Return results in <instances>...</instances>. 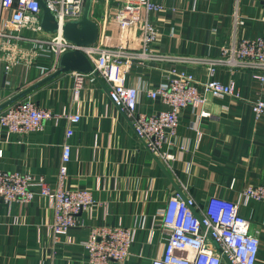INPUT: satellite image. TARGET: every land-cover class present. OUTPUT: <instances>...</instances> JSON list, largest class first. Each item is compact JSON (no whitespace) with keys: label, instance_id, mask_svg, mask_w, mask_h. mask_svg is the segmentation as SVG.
<instances>
[{"label":"crops","instance_id":"crops-1","mask_svg":"<svg viewBox=\"0 0 264 264\" xmlns=\"http://www.w3.org/2000/svg\"><path fill=\"white\" fill-rule=\"evenodd\" d=\"M117 0H93L91 17L100 21L97 41L109 36L117 42L114 20ZM161 8L148 18L156 28L151 49L169 55H216L233 38H264V5L261 0H152ZM106 19V20H105ZM28 32V31H24ZM124 42L138 49L139 33L133 27ZM49 58L36 64H47ZM185 70L198 81L233 82L243 99L212 96L199 109L178 110V124L165 150L169 162L157 160L137 136L127 116L112 103L107 84L96 74L82 77L74 94L75 72H63L26 97L53 112L40 130L19 134L0 128V170L43 176L56 186L64 140L70 161L64 185L91 192L94 204L79 213L67 232L54 233L52 201L35 194L27 204L0 200V264H87L84 242L95 226H123L133 230L129 254L109 264H151L160 254L166 234L159 225L161 211L177 191L203 205L210 196L240 203L239 210L257 230L259 250L254 264H264V201L244 199L248 186L264 184V113L252 112L250 102L264 100V81L246 69L217 67L209 72L202 64L168 61L134 62L112 70L114 82L140 89L138 109L152 114L166 109L146 91L165 83L170 70ZM43 77L39 67L19 65L6 71L0 61V103ZM80 115L65 139L68 114Z\"/></svg>","mask_w":264,"mask_h":264},{"label":"built area","instance_id":"built-area-1","mask_svg":"<svg viewBox=\"0 0 264 264\" xmlns=\"http://www.w3.org/2000/svg\"><path fill=\"white\" fill-rule=\"evenodd\" d=\"M264 5V0H261ZM57 22L54 32L41 28L42 8L38 0H0V61L6 71L24 65L39 67L40 74L56 70L60 56L78 49L86 54L93 65L90 74L98 75L108 87L110 100L128 118L137 136L148 150L161 161L169 162L174 155L165 150L178 124V110L184 107L199 109V116L212 115L201 108L212 96L229 95L243 99L233 82L218 79L198 81L185 70H170L171 77L165 83L146 91L147 96L159 98L167 107L157 113L147 114L138 109L140 89L113 81L112 70L127 69L132 63L149 61L183 62L202 64L209 72L217 67L246 69L251 76L264 81V38H233L228 46H222L216 55L185 57L153 51L156 28L148 18L150 11L161 8L152 0H117L114 20L118 25L117 42L110 37L92 45H78L65 38L62 25L66 21L79 20L85 0H45ZM106 20V19H105ZM99 33L100 21H97ZM139 33L141 47L131 48L124 40L131 28ZM24 31H28L27 33ZM49 58L47 64L37 61ZM75 72V71H74ZM75 72L74 94L77 96L83 75ZM254 114L264 113V100L250 102ZM53 116L47 108L38 106L29 97H23L0 112V128L19 134L40 130L43 122ZM69 126L65 139L73 133L72 124L80 119L77 113L68 114ZM70 161V145L62 143L61 160L56 186L47 184L43 176L0 170V200L5 203H29L35 196H47L52 201L53 220L49 227L54 233L67 232L78 222L80 212L94 204L91 192L77 186L64 185ZM240 195L244 199L264 201V184L248 186ZM240 203L220 196H210L205 204L198 205L191 196L174 192L160 213L159 225L166 234L160 254L151 264H254L259 250L257 230H250V220L240 213ZM133 230L123 226H95L84 246L87 264H109L123 260L129 254Z\"/></svg>","mask_w":264,"mask_h":264},{"label":"water","instance_id":"water-1","mask_svg":"<svg viewBox=\"0 0 264 264\" xmlns=\"http://www.w3.org/2000/svg\"><path fill=\"white\" fill-rule=\"evenodd\" d=\"M42 8L41 28L46 32H54L57 29V22L53 12L47 7L45 0H38ZM93 0H85L83 13L79 20L66 21L62 25V32L66 39L78 45H92L99 36V26L96 20L91 17V8ZM75 71L79 73H89L93 71V65L85 53L78 49L64 52L59 59V66L56 70L46 74L25 88H22L3 100L0 103V112L4 113V109L16 102L17 100L27 96L35 89L41 87L47 82L53 80L63 72ZM157 158V157H156ZM158 160V158H157ZM227 264L232 262L224 256Z\"/></svg>","mask_w":264,"mask_h":264}]
</instances>
